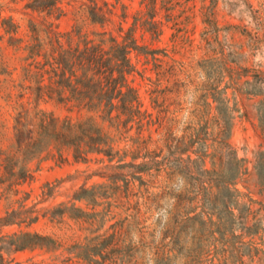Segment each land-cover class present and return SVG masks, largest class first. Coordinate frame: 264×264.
<instances>
[{
    "label": "rangeland",
    "instance_id": "rangeland-1",
    "mask_svg": "<svg viewBox=\"0 0 264 264\" xmlns=\"http://www.w3.org/2000/svg\"><path fill=\"white\" fill-rule=\"evenodd\" d=\"M28 2L0 0V249L6 264H264V181L256 169L264 152V0H98L112 11L113 24L105 28L86 21L87 0H64L67 16L48 20L70 31L80 12L84 33L105 29L119 36V26L132 28L146 47L131 54L136 71L128 82L148 125L134 126L116 145L120 154L133 152L127 163L133 154L136 165L153 157L164 164L146 172L117 168V159L102 154L76 159L69 148L52 147L26 161L16 150L21 105L79 118L57 92L39 95L40 86L56 85L49 74L41 76L36 63L43 59L29 58L31 26L46 16L26 8ZM13 24L17 32L8 33ZM221 91L227 103L215 101ZM231 151L246 170L233 188L241 196H216L210 180L217 177L203 171L212 170V162L231 167ZM203 153L215 157L203 159ZM114 174L121 179L115 182ZM98 186L96 203L75 199L81 189ZM25 233L50 241L9 247L11 237ZM82 248L100 251L84 259Z\"/></svg>",
    "mask_w": 264,
    "mask_h": 264
},
{
    "label": "trees",
    "instance_id": "trees-1",
    "mask_svg": "<svg viewBox=\"0 0 264 264\" xmlns=\"http://www.w3.org/2000/svg\"><path fill=\"white\" fill-rule=\"evenodd\" d=\"M64 0H29L26 8L32 11L44 13L45 19L40 24H32V38L34 43L28 47L29 58H42L36 63L43 74H49V79L56 85V89L50 86H40L38 88L40 97L44 90L57 92L60 101L71 103L69 111L77 110L79 118L73 119L67 116L63 119L55 117L52 112L35 107L33 109L20 106V112L15 118V147L23 154L24 161L37 158L55 147L60 150L69 148L73 151L76 159L86 160L89 154H102L110 162L117 159V168L132 167L141 172L156 168L160 171L163 167L162 161L152 158L150 163L136 165L133 161L136 156L132 154V162H125L124 157L129 153L125 150L120 154L116 150V145L128 138V133L136 126L139 131L148 125L146 121L147 113L141 110V103L137 90L130 85L128 77L136 70L131 63L133 52L145 53L146 47L141 46L134 36V29L125 31L123 26L118 27L119 36H115L112 31H93L91 34L84 33L80 12L75 17L76 24L70 31H61L54 22L48 21L50 18L60 20L67 16V12L61 6ZM83 3V16L90 24L100 25L105 28L112 25V11L105 10L100 6L98 0H87ZM10 23V20H6ZM13 30L8 33H16L17 27L13 24ZM93 36V37H92ZM119 38L122 40L120 41ZM14 38L11 37L10 40ZM67 94L66 98L62 95ZM214 96L216 102L222 104L226 99L222 98L224 91L217 92ZM154 103H157L154 101ZM260 123L264 131V116L260 118ZM226 128L222 132L223 138L227 139L231 130V125L226 122ZM131 140V139H130ZM192 142L191 147H193ZM228 149H231L229 145ZM198 153V151H196ZM231 157V167L221 162L218 168L212 162V170H205L203 174L216 176L210 180L211 188L217 189V195L230 194L231 196H241V193L233 189L236 180L246 174L239 165L236 152L229 153ZM215 157L214 154H202V158ZM224 158V156H221ZM264 152L259 154V162L256 169L260 180L264 181V165L261 159ZM191 160V158H189ZM194 162V161H193ZM229 164V163H228ZM234 164L235 166H232ZM171 165V164H169ZM173 170V165L167 166ZM138 177V176H135ZM115 182L121 179V174L111 176ZM140 179V178H137ZM81 189L75 195L76 200H88L96 203V190ZM203 193L206 188L203 186ZM207 194V193H206ZM82 213V212H81ZM199 216V215H197ZM191 220L192 218H187ZM212 221V220H210ZM30 239L29 241H27ZM50 241L39 234L25 233L15 235L10 238L9 247L15 250H25L33 247H43L44 242ZM79 257L85 259L90 252L98 255L100 250L80 249ZM89 251V252H88ZM86 253V254H85ZM95 264L97 260L91 259ZM0 264H6V258L0 249Z\"/></svg>",
    "mask_w": 264,
    "mask_h": 264
}]
</instances>
